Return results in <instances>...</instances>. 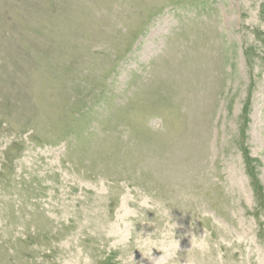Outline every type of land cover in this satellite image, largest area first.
Wrapping results in <instances>:
<instances>
[{"label":"rangeland","instance_id":"obj_1","mask_svg":"<svg viewBox=\"0 0 264 264\" xmlns=\"http://www.w3.org/2000/svg\"><path fill=\"white\" fill-rule=\"evenodd\" d=\"M0 264H264V0H0Z\"/></svg>","mask_w":264,"mask_h":264},{"label":"clouds","instance_id":"obj_2","mask_svg":"<svg viewBox=\"0 0 264 264\" xmlns=\"http://www.w3.org/2000/svg\"><path fill=\"white\" fill-rule=\"evenodd\" d=\"M145 207H152V205L150 204V203H146L145 205H144ZM167 211V210H166ZM173 227H176V225H173ZM172 243H173V246H178L179 245V241L178 240H173L172 241ZM139 247V246H138ZM151 256H152V250H151V248H149L145 253H144V258L145 259H150L151 258ZM132 259L134 260V255L132 254Z\"/></svg>","mask_w":264,"mask_h":264}]
</instances>
